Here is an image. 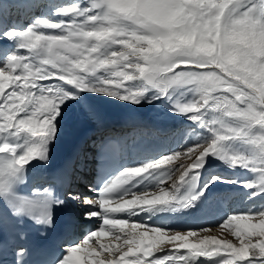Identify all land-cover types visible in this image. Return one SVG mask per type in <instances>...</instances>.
Returning <instances> with one entry per match:
<instances>
[{"label": "snow or ice", "instance_id": "snow-or-ice-1", "mask_svg": "<svg viewBox=\"0 0 264 264\" xmlns=\"http://www.w3.org/2000/svg\"><path fill=\"white\" fill-rule=\"evenodd\" d=\"M107 100L179 118L175 143L109 137L94 195L75 194L72 161L44 187L61 138L102 125ZM234 195L243 207H220ZM0 201V235L69 217L58 251L20 244L12 264H264V0H0Z\"/></svg>", "mask_w": 264, "mask_h": 264}, {"label": "bare ground", "instance_id": "bare-ground-1", "mask_svg": "<svg viewBox=\"0 0 264 264\" xmlns=\"http://www.w3.org/2000/svg\"><path fill=\"white\" fill-rule=\"evenodd\" d=\"M40 2L71 6L68 5L71 0H40ZM74 2L78 1L73 0L72 3ZM12 18H17L15 9L12 10ZM100 109L104 116L102 125L89 122L77 127L71 133L66 132L61 138L60 142L56 145L51 163L45 169L37 173L44 187L48 186L47 182L51 180L56 173H58L69 161H72L74 177H83V180H74L72 189L75 190V194L92 196L94 194L89 191L88 184L86 183V181H89L91 174H95L94 160L90 158L97 154L103 141L111 137L124 138L125 143L128 145L133 143L150 146L162 144L172 145L177 138L173 135L172 130L176 129L177 125L182 123L179 118L165 115L164 111L159 108H139L124 104L117 100L101 102ZM36 190L37 188L35 186H30V195ZM239 201L240 197L234 195L222 202L220 207L228 210L237 206L243 207ZM54 216L58 227H60L65 236L67 227L69 226V217L67 213L54 212ZM169 219L171 220L172 218ZM188 222L194 223V220L189 219ZM96 223V221L93 223H74L72 228L73 233L76 236H81L84 230L95 227ZM232 231V229L218 230L212 227L210 232L200 234L217 235L218 238L231 239L233 243L238 245L239 241L232 235ZM103 239L107 243L112 237H104ZM21 244L24 245V243ZM60 245L61 243L59 247Z\"/></svg>", "mask_w": 264, "mask_h": 264}, {"label": "rangeland", "instance_id": "rangeland-1", "mask_svg": "<svg viewBox=\"0 0 264 264\" xmlns=\"http://www.w3.org/2000/svg\"><path fill=\"white\" fill-rule=\"evenodd\" d=\"M72 1H73V0H71V2H69L68 5H71ZM77 1L79 2V0H77ZM213 228H215V227H213ZM177 230H186V229H177Z\"/></svg>", "mask_w": 264, "mask_h": 264}]
</instances>
